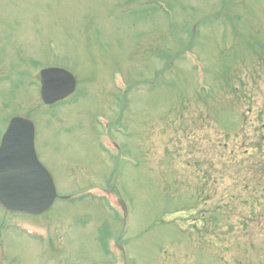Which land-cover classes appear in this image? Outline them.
<instances>
[{"label": "rangeland", "instance_id": "obj_1", "mask_svg": "<svg viewBox=\"0 0 264 264\" xmlns=\"http://www.w3.org/2000/svg\"><path fill=\"white\" fill-rule=\"evenodd\" d=\"M14 116L58 198L0 207V264H264V0H0Z\"/></svg>", "mask_w": 264, "mask_h": 264}, {"label": "water", "instance_id": "obj_2", "mask_svg": "<svg viewBox=\"0 0 264 264\" xmlns=\"http://www.w3.org/2000/svg\"><path fill=\"white\" fill-rule=\"evenodd\" d=\"M38 80L44 105L66 99L76 86L68 71L56 67L42 69ZM57 198L52 178L35 154L33 123L25 117H12L0 139V206L36 216L46 212Z\"/></svg>", "mask_w": 264, "mask_h": 264}, {"label": "flooded vegetation", "instance_id": "obj_3", "mask_svg": "<svg viewBox=\"0 0 264 264\" xmlns=\"http://www.w3.org/2000/svg\"><path fill=\"white\" fill-rule=\"evenodd\" d=\"M7 125H8V123H7ZM7 125H6V127H5V129H4V131L6 130V128H7ZM4 131H3V133H4ZM3 133H2V134H3ZM2 134H1V136H2ZM1 136H0V138H1Z\"/></svg>", "mask_w": 264, "mask_h": 264}]
</instances>
